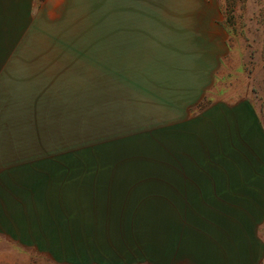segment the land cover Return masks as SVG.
Here are the masks:
<instances>
[{
    "label": "rangeland",
    "instance_id": "rangeland-1",
    "mask_svg": "<svg viewBox=\"0 0 264 264\" xmlns=\"http://www.w3.org/2000/svg\"><path fill=\"white\" fill-rule=\"evenodd\" d=\"M23 8L18 33L0 44V60L10 54L0 196L29 213L65 215L75 250L71 263L48 253H26V262L127 264L115 246L159 243L176 228L178 169L224 163L212 140L232 123L207 120L214 103L244 97L264 128V0H24ZM220 135L224 144L229 135ZM261 192L252 195L264 214ZM250 226L252 244L263 245L250 264H264V219Z\"/></svg>",
    "mask_w": 264,
    "mask_h": 264
},
{
    "label": "crops",
    "instance_id": "crops-1",
    "mask_svg": "<svg viewBox=\"0 0 264 264\" xmlns=\"http://www.w3.org/2000/svg\"><path fill=\"white\" fill-rule=\"evenodd\" d=\"M23 5L24 0H0V44L8 46L18 33L19 25H23ZM18 43L23 46V42ZM11 56L23 58L17 53ZM9 60L10 54L0 60L4 62L0 68L1 108L7 104V86L3 90L2 79L7 82ZM224 103V106L214 103L207 118L231 120L232 126H226L227 123L212 140L216 147L219 142L220 150L225 152L224 163H195L191 168L183 166L182 172L179 168L176 189L177 194L183 196L176 200V228L163 229L159 243L151 239L142 244L123 241V245L114 247L118 250H114L117 261L127 264H250V252L257 254L263 249V245L259 248L252 244L254 232L250 231V222L264 219L252 195L264 191V128L246 98L235 97ZM218 105L224 109L217 111ZM176 120H186V117L176 116ZM236 120L240 122L233 124ZM8 125V120H0V187L3 184L1 172L9 167ZM222 132L229 135L224 144L216 141ZM166 203L169 206L168 202H162V215H167ZM23 204V201L0 196V264H27L26 253H48L54 260L73 262V233L65 215L40 214L36 209L29 213ZM253 226L254 223L252 229ZM152 233L144 236L152 237ZM122 247L125 252L117 253Z\"/></svg>",
    "mask_w": 264,
    "mask_h": 264
}]
</instances>
